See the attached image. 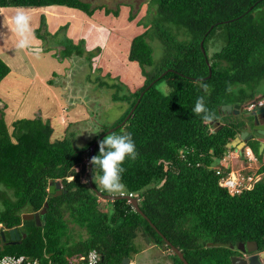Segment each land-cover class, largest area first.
Segmentation results:
<instances>
[{"label": "trees", "instance_id": "16d2710c", "mask_svg": "<svg viewBox=\"0 0 264 264\" xmlns=\"http://www.w3.org/2000/svg\"><path fill=\"white\" fill-rule=\"evenodd\" d=\"M91 1L0 0V8L57 6L88 17L97 10L119 14V10L93 8ZM152 1L151 26L132 40L128 55L130 62L139 65L144 82L134 93L122 96L123 89L111 86L113 101H126L129 108L110 129L131 133L139 153L135 161H125L126 188L119 194L137 198L155 228L127 200H106L102 209L104 199L88 186L90 147L109 129L79 149L67 136L54 138L52 126L39 117L17 120L9 132L1 113L0 221L15 228L22 217L48 204L41 226L22 228L25 238L15 246L3 245L4 254L38 258L45 264H82L81 256L96 251L98 264H121L140 252L135 244L139 235L166 251L163 236L188 264H232L237 246L247 242H256L264 250V157L258 155V142L247 145L260 163L257 174L261 177L252 188L230 194L222 186L229 168L220 165L226 145L241 128L238 116L220 108H243L260 95L264 98L260 88L264 86V0ZM135 17L129 14V22ZM44 30L42 16L35 37L45 40ZM153 40L163 46L158 63L153 59ZM217 41H221L219 48L209 53L208 44ZM62 52L64 58L82 57L83 42L67 40ZM9 73L0 58V82ZM200 82L211 88L205 97L213 117L210 121L192 111L197 97L204 94ZM160 83L167 93L158 87ZM91 176L94 184L93 166ZM56 181L60 188L49 194L50 183ZM168 258L169 264H183L173 253Z\"/></svg>", "mask_w": 264, "mask_h": 264}, {"label": "rangeland", "instance_id": "374dc122", "mask_svg": "<svg viewBox=\"0 0 264 264\" xmlns=\"http://www.w3.org/2000/svg\"><path fill=\"white\" fill-rule=\"evenodd\" d=\"M151 2L153 3L152 0H94L91 1L93 8L103 7L109 10H119V14L116 16L110 12L111 14L106 15L103 10H97L92 17L86 16L81 11L67 9L65 7H56L55 9L50 8V12L55 11V13L40 11L34 12L32 10H25L22 8H0L2 9L0 10V57L2 56L3 59L7 60V56L9 55L8 53H11L10 56H17L18 59L25 57V62L30 63V67L33 68L34 73L29 72V75L31 74L29 77L25 74L24 78L27 83L24 85L29 87L28 83H30V80L33 79L32 75L38 73L40 77L52 78L47 82H50L49 87L52 88V91L57 95L64 92L63 81L61 82L60 80L64 79L66 82L69 78L72 65L76 68V70H78V73H75L74 75L76 76V80L75 77L73 80H79V85L83 84V81H86L87 79L88 81L90 80V82L94 81L95 86H99L98 84L101 83H104L106 86L108 85L109 88L107 92H105L107 95L105 97L108 99V102L105 105L106 107L98 110L99 114L96 119L102 130H111L110 128L115 126L120 121L129 108L126 101H109L110 96H113L114 94V90L111 89V86L115 84L120 90L123 89L120 96L125 94L128 95V92L134 93L137 90V88L130 90L128 85H124L125 80L127 82L129 81L127 72L130 67H128L127 61L132 40L136 36L144 33L146 29L151 26L149 18L152 15L148 13L149 10L153 11ZM131 6L133 8V13L130 12ZM19 10H24L31 17V27L33 32L40 27L41 17L44 16L46 30L42 33L46 32L48 36L45 40H40L35 37V42L33 41V48L38 49L40 52L39 54L24 56L23 53H26V51L29 53L27 49H19L18 51L16 49V52L13 51L14 48H17L16 44L18 37L14 32L12 18ZM59 11L63 14L57 13ZM129 14L136 15L134 20L131 22L128 20ZM67 40H71L73 43H77L74 42L77 40L83 42L84 56H71L72 58H76V61H73L72 64L69 62V60L72 59L71 57H63L62 50ZM147 40L149 41L148 38ZM150 44L153 47L154 62L158 63L163 54V46L158 40H153ZM219 44H221V41L208 44L209 53L216 51L219 48ZM34 45L39 46L35 47ZM19 64L20 63H17V68L19 67ZM25 66L28 67V65ZM134 66L139 67L137 64ZM21 68L26 69L24 66ZM12 71L16 73L17 71L19 72V70L16 71L14 69ZM147 71L150 72L151 69L147 68ZM54 74L56 76L55 78H53ZM40 77L37 79V75H35V79L37 80L36 82L32 81L31 88H34L35 86L37 87ZM140 78H143L144 80L142 75ZM22 83H25V81H22ZM102 87L103 89H107L101 84L100 88ZM158 87L165 93L168 92V88L165 84L160 83ZM260 88L261 91L264 90L263 85ZM259 97L262 96H258L257 99ZM56 98L58 99L59 97ZM63 98L64 95L61 99L59 98L57 105L55 103H50L48 105L50 115L46 116L47 119H45V122H49V124L53 126L58 136L64 137L63 132L66 130L65 135L71 138L70 141L72 145L75 148H84L90 142L83 132L84 128L79 131L75 125L70 126V124L67 123L69 125V127H67L68 125L64 126V123H61L62 114H60L59 108L60 106L66 105ZM4 111H6V108L0 105V114H4ZM38 114L40 115V112H38ZM88 125L95 126L92 121H89ZM7 126L10 132L12 130V126L9 122ZM99 135L100 133L95 134L96 137ZM75 136H79L80 139L77 137L75 138ZM231 150L232 149H228L226 153L227 156L229 155L228 152ZM233 159L234 161H237L236 157H233ZM242 161L243 163L239 162V164L235 163L236 165H233L232 169L234 172L237 173L240 172V170H243L245 176H247L249 172H253L254 176L257 175L258 168L260 167L259 162H252L251 164H253V166L250 169H246L249 162L246 159H242ZM262 162L264 161L262 160ZM243 164L245 167H242ZM220 165H222V167L225 166V164ZM260 177L261 176L257 175L256 179H260ZM94 184L99 190L106 191L99 184L97 178H95ZM109 193V195L113 196L124 195L123 193ZM105 205H107L106 200L101 201L102 209H106ZM2 208L3 203L0 202V210ZM74 237H77V232L74 233ZM135 244L139 248L141 254L138 255V258L136 257L137 255L132 257V262L136 263L137 259H139V261L148 262L150 260V264H169L168 257L171 253L167 250L164 251L162 248H157L154 245L146 243L141 235L137 237ZM142 251H144L145 254ZM147 253L148 256H146Z\"/></svg>", "mask_w": 264, "mask_h": 264}, {"label": "crops", "instance_id": "0c3cea01", "mask_svg": "<svg viewBox=\"0 0 264 264\" xmlns=\"http://www.w3.org/2000/svg\"><path fill=\"white\" fill-rule=\"evenodd\" d=\"M57 6H51V7H44V8H35V9H25V10H32L34 12H49V13H55V11L50 12V8L55 9ZM4 9V8H2ZM0 9V10H2ZM24 9V8H22ZM48 9V10H46ZM69 9V8H67ZM73 10V9H72ZM59 14H63L62 12H57ZM35 42V41H34ZM74 42H79V40L74 41ZM35 44V43H34ZM76 44V43H75ZM35 47L39 46V45H34ZM13 48V47H12ZM19 50V48H14L13 51L16 52ZM36 49V48H33ZM29 51V53H23L24 56H29L30 54H35L34 51L27 49ZM38 50V49H36ZM40 53V52H39ZM9 55L7 56V60L3 59L2 56L0 57L5 63L6 65L11 69V71L14 70H19V72H13L8 74V76H6L1 82H0V105L2 107L6 108V111H4L3 117L4 120L6 122V124L8 125V122L12 125L13 122L17 121V120H21V119H34V118H41L43 121H45V119H47L46 116L50 115L49 110V104H56L59 101V98L61 99L62 96L64 95V100L66 102V105L64 106H60V114L61 115V123H64V126H67L68 124H70V126L75 125L76 128H78V130H82L83 128V132L85 134V136L90 140V142H92L96 136L95 134H92L94 132L95 129L97 128H101V126L98 124L97 122V115L98 110L103 109L104 107H106V103L108 102V99L105 97L107 96L105 94V92H107L108 89H103L100 88L101 85L98 84L99 86H95V82L90 80L88 81V79L86 81H83V84L79 85L78 81L76 80V76L75 73H78V70H76L75 67H71L70 69V75L69 78L66 80V82L63 80H60L61 82L63 81V88H64V92L63 93H59V95H57L55 92L52 91V88L49 87V83L47 82L48 80L52 79V78H45V77H40L38 73L33 74L32 75V80H30V83H28L29 87L25 86L24 84H26V80L24 78L25 74L27 77H29V72H33V68L30 67V63L29 62H25V57L24 58H19L15 55H11V53H8ZM75 57V56H73ZM72 58V57H71ZM73 61H76V58H72L69 60V62L72 64ZM25 62V63H23ZM128 60V79L129 81L127 82L125 80V84L124 85H128V87L130 88V90H132L133 88H137L139 89L144 80L143 78L141 79V71L139 69V67L134 66L137 63L134 62H130ZM17 63L19 64V67L17 68ZM134 64V65H132ZM25 65H28V67H26ZM138 65V64H137ZM22 66H24L26 69L21 68ZM35 75H37V79L40 77V80H38V85L37 87L35 86L34 88H31L32 86V81L36 82L37 79H35ZM140 76V77H139ZM55 74L53 76V78H55ZM75 77V80H73V78ZM135 80V81H134ZM22 81H25V83H22ZM143 81V82H142ZM127 82V83H126ZM23 85V86H21ZM106 87V86H105ZM100 90V91H99ZM59 97L58 99L56 97ZM112 96H110L109 101L112 102ZM108 105V104H107ZM38 112H40V115L38 114ZM67 121V122H66ZM92 121L95 126H89L88 122ZM66 122V123H65ZM68 123V124H67ZM87 124V126H86ZM52 126V125H51ZM69 127V125L67 126ZM53 128V126H52ZM54 130V138H58L60 136L57 135L55 129ZM100 135L102 134L103 130L102 128L100 129ZM66 130L63 132L64 133V137ZM77 135V134H76ZM68 137V136H67ZM80 139L79 136H75V138ZM98 137V136H97ZM70 138V137H69ZM73 138V137H72ZM71 140V138H70ZM89 142V143H90ZM88 143V144H89ZM87 144V145H88ZM79 149H82L80 147H78ZM252 151V150H251ZM229 155H225V157L223 158L221 164H225V168H229V171H233V165L239 164V162H242V158L239 153H237L234 150H231L230 152H228ZM252 153L254 154V152L252 151ZM233 157L237 158V161H234ZM236 163V164H235ZM255 163V162H253ZM222 166V165H221ZM241 166V164H240ZM253 164H250V167H252ZM242 167H245L244 164ZM144 253V251H142ZM141 252L139 254H137V258L138 255H140ZM145 254V253H144ZM146 256H148V253L146 254ZM157 262V261H155ZM151 261H139V259H137L136 264H150Z\"/></svg>", "mask_w": 264, "mask_h": 264}, {"label": "water", "instance_id": "95a60500", "mask_svg": "<svg viewBox=\"0 0 264 264\" xmlns=\"http://www.w3.org/2000/svg\"><path fill=\"white\" fill-rule=\"evenodd\" d=\"M203 48V43H201V49ZM166 73H164L165 75ZM211 75V73H210ZM209 75V76H210ZM154 84V83H152ZM143 95V94H142ZM138 104V103H137ZM136 104V106H137ZM247 106H244L243 109H246ZM241 107L239 105H224L220 108L221 112L226 113L228 115L233 114L235 116H239L241 113ZM134 109L130 111L129 115L125 118L124 122L121 123L120 126H122L131 116ZM244 120L242 119L240 121L241 128L240 132L234 136V139L232 142L226 145L228 149H232L239 153L241 156L244 150V147L246 144L252 140L253 138H256L259 141V149H258V155L261 156L262 152L264 150V106L263 107H255L254 109L250 111H246V113L243 115ZM248 129L251 130V133L248 131ZM114 129L108 130L106 134H110L113 132ZM103 137V136H102ZM100 137L93 145L90 147V154L88 158V186L90 189H92L94 192H96L97 196L101 199L108 200V201H115L124 199L127 200L133 207L134 211L141 215L150 225L151 227L155 228L150 221L146 218V216L142 213V211L139 208L138 205V199L137 198H131L129 196H113V195H103L101 192H98L93 184V179L91 176L92 173V165L90 163L91 158L94 156L95 152V146L96 143L102 138ZM60 188V182L56 181L53 183H50L48 187V193L53 194L55 190ZM48 207V204L45 203L44 207L41 211L35 213L34 215L25 216V219H30L29 221H25L23 223L24 228H30L33 226L40 227L41 226V217L45 215L46 209ZM159 234V232H157ZM161 236V234H160ZM165 246L167 248V251L170 253L175 254L180 261L183 264H188V262L185 260L183 254L175 248L170 242H168L163 236H161ZM25 235L20 233L17 228L10 229L9 231L1 234V241L4 245H10L15 246L20 244V240L24 239ZM231 249H234L233 246H230ZM236 250L238 251V254L240 256L231 258L232 264H264V250L261 251L258 244L256 242H247L246 244H240L237 246ZM259 252V253H258ZM130 262L129 258H126L123 260V264H128Z\"/></svg>", "mask_w": 264, "mask_h": 264}, {"label": "clouds", "instance_id": "9594fccd", "mask_svg": "<svg viewBox=\"0 0 264 264\" xmlns=\"http://www.w3.org/2000/svg\"><path fill=\"white\" fill-rule=\"evenodd\" d=\"M12 23L18 37L16 47L30 49L35 54H39V50L33 49V41L36 38L31 27V17L24 10H19L12 18ZM199 86L204 94L197 97L192 111L197 115H202L204 121H210L213 117L206 106L205 97L210 95L211 88L206 82H200ZM100 132L101 130L97 128L92 134ZM247 148L252 150L248 146L244 147V149ZM138 154L131 133L113 132L105 135L98 143V154L90 160L93 170L96 172V178L103 189L114 193L124 191L126 185L123 183L122 177L125 172V161H135Z\"/></svg>", "mask_w": 264, "mask_h": 264}, {"label": "built area", "instance_id": "2783aa9c", "mask_svg": "<svg viewBox=\"0 0 264 264\" xmlns=\"http://www.w3.org/2000/svg\"><path fill=\"white\" fill-rule=\"evenodd\" d=\"M264 101L257 103H250L247 105V110L250 111L255 107H263ZM264 157V150L262 153ZM241 157L245 158L249 164L246 169H250V164L252 162L258 163V158L252 153L250 149H244ZM225 168V167H223ZM217 174H221L220 170L217 171ZM258 175V174H257ZM257 175H244V171L240 172L229 171L228 175L225 178H222V186L228 190L230 194H239L244 189H250L254 183L258 180L256 179ZM130 197H133L132 194H129ZM13 228H8L3 222L0 221V264H45L38 258H31L24 255H10L3 253V243L1 241V234L9 231ZM80 263L82 264H98L100 261V256L96 251H91L85 256L79 258ZM123 264V263H122ZM134 264V263H128Z\"/></svg>", "mask_w": 264, "mask_h": 264}, {"label": "flooded vegetation", "instance_id": "af4514ba", "mask_svg": "<svg viewBox=\"0 0 264 264\" xmlns=\"http://www.w3.org/2000/svg\"><path fill=\"white\" fill-rule=\"evenodd\" d=\"M246 111L247 110H245V111H243V109L241 110V113H240V115L238 116L239 117V121H241L242 119L244 120V117H242V115H244L245 113H246ZM248 131L251 133V130L250 129H248ZM259 141L260 140H257L256 138H253L252 140H250L247 144H246V146L248 145V144H250V143H255V142H258V145H259ZM22 218H25V217H22ZM30 219H23L22 220V223L19 225V226H17V227H15V228H17L18 230H19V232L20 233H22V228H24L22 225H23V223L25 222V221H29ZM259 253V252H258ZM238 256H240L239 254H238Z\"/></svg>", "mask_w": 264, "mask_h": 264}, {"label": "bare ground", "instance_id": "6f19581e", "mask_svg": "<svg viewBox=\"0 0 264 264\" xmlns=\"http://www.w3.org/2000/svg\"><path fill=\"white\" fill-rule=\"evenodd\" d=\"M262 101H264V98H263V97H259L258 99H256L255 101H252V102H250V103L252 104V103H257V102H262ZM250 103H249V104H250ZM245 106H247V105H245ZM242 109H243V108H242ZM242 109H241V110H242ZM245 110H247V108H246V109H243V111H245ZM247 111H248V110H247ZM120 196H128V195H120ZM129 197H130V196H129ZM131 198H135V197H131ZM145 241H146V240H145ZM146 242H147V241H146ZM130 262H131V263H134V262L131 261V259H130ZM130 262H129V263H130ZM121 264H122V263H121ZM134 264H136V263H134Z\"/></svg>", "mask_w": 264, "mask_h": 264}]
</instances>
